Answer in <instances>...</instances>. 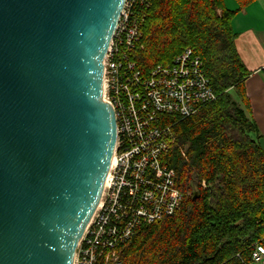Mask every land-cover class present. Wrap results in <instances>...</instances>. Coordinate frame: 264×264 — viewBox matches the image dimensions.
<instances>
[{"label":"water","instance_id":"1","mask_svg":"<svg viewBox=\"0 0 264 264\" xmlns=\"http://www.w3.org/2000/svg\"><path fill=\"white\" fill-rule=\"evenodd\" d=\"M125 2L0 0V264L74 263L116 150L104 58Z\"/></svg>","mask_w":264,"mask_h":264},{"label":"trees","instance_id":"2","mask_svg":"<svg viewBox=\"0 0 264 264\" xmlns=\"http://www.w3.org/2000/svg\"><path fill=\"white\" fill-rule=\"evenodd\" d=\"M237 11L224 0H152L138 67L172 63L191 47L217 98L186 118L160 115L175 134L164 163L176 170L182 206L119 246L126 264H251L264 246V146L246 92L252 72L236 46Z\"/></svg>","mask_w":264,"mask_h":264},{"label":"built area","instance_id":"3","mask_svg":"<svg viewBox=\"0 0 264 264\" xmlns=\"http://www.w3.org/2000/svg\"><path fill=\"white\" fill-rule=\"evenodd\" d=\"M152 0H126L104 58L103 98L114 107L117 141L103 196L77 246L73 264H126L119 246L136 229L181 209L176 170L164 163L175 143L160 115L180 118L216 100L201 56L191 47L169 64L141 70L133 55ZM180 153L187 158L186 149ZM203 185L206 186L205 181ZM264 262L258 245L251 264Z\"/></svg>","mask_w":264,"mask_h":264},{"label":"crops","instance_id":"4","mask_svg":"<svg viewBox=\"0 0 264 264\" xmlns=\"http://www.w3.org/2000/svg\"><path fill=\"white\" fill-rule=\"evenodd\" d=\"M224 4L238 10L232 22L238 34L236 46L252 72L246 79V92L264 146V0H224Z\"/></svg>","mask_w":264,"mask_h":264}]
</instances>
